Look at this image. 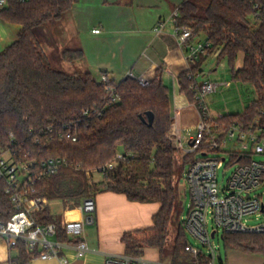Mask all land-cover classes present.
Returning <instances> with one entry per match:
<instances>
[{
  "label": "trees",
  "instance_id": "1",
  "mask_svg": "<svg viewBox=\"0 0 264 264\" xmlns=\"http://www.w3.org/2000/svg\"><path fill=\"white\" fill-rule=\"evenodd\" d=\"M78 0H7L0 18L20 25L17 38L0 51V146L10 148L17 160L62 157L59 170L36 180L33 195L65 205L96 197L104 191L125 194L129 200L160 204L153 224L125 231L121 237L125 254L140 257L147 247L164 255L172 219L177 185V148L172 132L173 112L169 89L159 71L148 85L126 76L103 82L91 72L67 73L55 69L36 29L62 18ZM264 0H185L178 8L176 24L190 25L206 34L210 43L190 69L178 75L181 91L197 102L189 74L201 73L208 55L218 51L226 58L234 80L254 85L256 98L242 113L222 114L218 120L245 125L259 119L264 123ZM66 60L84 56L82 48L66 49ZM242 58V64L237 60ZM111 85L113 91H107ZM118 96L111 101V95ZM154 117L149 122L148 112ZM71 133L76 137H67ZM194 154L183 156L184 163ZM114 163L113 167H109ZM94 171L102 179L94 180ZM96 199V198H95ZM16 208L0 182V216L9 218ZM38 223L58 225L57 239L71 241L48 206L35 214ZM230 250L260 255L264 264L263 233H225ZM189 242L183 221L177 228L171 250L175 264H205L185 249ZM10 264H30L39 252L19 242Z\"/></svg>",
  "mask_w": 264,
  "mask_h": 264
},
{
  "label": "built area",
  "instance_id": "2",
  "mask_svg": "<svg viewBox=\"0 0 264 264\" xmlns=\"http://www.w3.org/2000/svg\"><path fill=\"white\" fill-rule=\"evenodd\" d=\"M7 0H0V7ZM258 13L264 12V7L258 4ZM178 13V12H177ZM177 25V24H176ZM164 26L159 21L157 29ZM94 32H99L96 28ZM178 39L185 48L188 61L195 63L200 54L206 53L210 43L206 40L194 42V27L190 25L177 26ZM198 74H189L193 79L191 88L196 90V101L192 103L198 110L200 119L194 132L188 136L175 133V145L182 155L194 154L188 162L184 177L191 200L187 214L182 218L185 230L206 247V251L191 242L185 249L193 257L205 258V264H225L221 257L219 245L214 238L222 233H263L264 234V192L259 189L264 186V160L254 158V155H264V123L258 118L249 125L234 121L231 124L219 122L222 115H214L208 107L205 96L217 90L219 84L212 80H197ZM142 85L151 81L145 75L127 73ZM103 82L108 77H100ZM229 86L230 82H224ZM107 91H113L111 85ZM116 94L111 95V101H117ZM67 137H76L71 133ZM187 142V145L185 144ZM66 164L62 157L17 160L10 148L0 146V182L4 184L5 193L14 204L16 211L7 219L0 216V237H3L9 247L14 248L19 242L31 250H36L41 260L58 259L62 264H68L69 258L63 254L66 243L74 246L77 257H84L90 250L86 237V226L95 222L97 209L96 199L92 196L81 200L78 210L79 219H63L61 227L71 238V241L57 239L58 225L54 222L40 224L35 214L50 206L46 197L33 195V183L36 180L56 173ZM226 183L219 182L218 171L225 165H234ZM110 163L109 167H113ZM257 222L250 224V220ZM210 222L213 227L210 228ZM214 233V234H213ZM106 264H164L148 261L137 257H109Z\"/></svg>",
  "mask_w": 264,
  "mask_h": 264
},
{
  "label": "crops",
  "instance_id": "3",
  "mask_svg": "<svg viewBox=\"0 0 264 264\" xmlns=\"http://www.w3.org/2000/svg\"><path fill=\"white\" fill-rule=\"evenodd\" d=\"M184 1L78 0L62 18L39 26L37 35L52 66L67 73L91 72L99 78L103 72L109 80L120 81L129 71L136 75H145L151 80L160 71L171 99L174 117L172 132L185 137L195 131L200 115L181 91L178 81V75L191 67L176 31V15ZM159 21H163L164 26L157 29ZM96 28L100 31L94 32ZM19 29V24L0 18V51L17 38ZM203 35L195 33L192 40L204 41L206 34ZM74 48L83 49V58L66 60L63 56L64 50ZM209 57L218 60V51L209 54L205 62ZM205 62L197 80H212L219 84L218 88L223 89L221 92L228 89L234 92V100L228 102L223 114L242 113L256 96L252 98L245 93L247 85L239 83L242 81L236 80L233 83L228 79L215 80L212 77L214 73L205 78ZM241 64L242 58L238 65ZM217 71L218 68H214L213 72ZM224 82H230L229 86H225ZM216 91L205 96V101L214 115L216 111L211 105L214 103L213 95ZM95 198L97 209L93 233H89V225L86 226L90 250L84 257H77L74 246L66 243L63 254L69 258L68 264H106L109 257L128 256L121 240L123 233L152 225L153 215L160 207L157 202L131 201L125 194L113 191L101 192ZM60 202L62 205L59 207L62 209L65 204ZM49 207L61 220L81 217L78 208V216L74 214L75 217L68 218V214L72 216L69 211L64 210L59 217L56 214L58 210H54L51 204ZM162 257L157 248L147 247L144 254L137 258L175 264L171 255L169 261H162ZM30 264L62 263L58 259L41 260L36 256Z\"/></svg>",
  "mask_w": 264,
  "mask_h": 264
},
{
  "label": "rangeland",
  "instance_id": "4",
  "mask_svg": "<svg viewBox=\"0 0 264 264\" xmlns=\"http://www.w3.org/2000/svg\"><path fill=\"white\" fill-rule=\"evenodd\" d=\"M36 32H38V29H36ZM201 36H204L203 33H201ZM240 62H241V58L237 60V65ZM214 68H218L217 73L213 72ZM204 69L206 70V73L204 76L205 78L206 77L208 78L209 74L214 73L212 77L215 80L216 79L218 80L219 78H221L222 80L228 79V80H231L233 83H236L235 82L236 80L233 79V74L231 72V68L226 58H221V59L219 58L217 60V58L215 59V58L209 57L208 60L204 64ZM239 83H242V84L245 83V85H247L245 93L247 95H251L252 98H255L256 93H255L254 85L252 83L250 82H239ZM222 90L223 89H221V87L218 88V90L213 95L214 103L211 105V108H213L216 111V114L225 113L224 110L228 102L234 100L233 99V96L235 95L234 92H230L229 89L226 92H221ZM185 144L187 145V142H185ZM177 156H179L180 158L176 161V167H175V183L177 185V198L175 201L174 211H173L172 219L170 222L167 243L165 246L162 261L170 260V253H171L174 241H175L178 225L182 221V218L187 214L188 209H189L190 200H191V196L187 189V184H186L185 177H184V172H185L186 167L188 166V162L184 163L183 161L184 155H182V153L179 154L177 152ZM254 158L264 160V155L257 154V155H254ZM235 165L236 164L228 165V166L225 165L224 167L219 169L218 175H219L220 183L222 184L226 183V180L230 176ZM93 177H94V180H100L102 179V173L99 171H94ZM259 191L264 192V186L260 188ZM263 198H264V194H263ZM80 203L81 202H78L73 205L66 204L65 206H62V209H61V207H59L60 205H62L60 200H55V201H51V206L54 210L55 209L58 210L56 211V214L59 217H61L64 210H66V212L69 211L72 214V216L68 214V218H71V217L73 218L75 217L73 216L74 214L75 215L78 214L77 208ZM256 222H257L256 219L250 220V224H253ZM212 227H213V224L212 222H210V228L212 229ZM88 229H89V233H93L94 224H90L88 226ZM187 234H188L189 242L197 246H201L206 251V247H203L201 242H199L190 233H187ZM214 241L217 245H219L221 257L225 261L226 264H262L263 258L260 255H253V254L242 252L240 250L228 249L225 245L224 237H222L221 232L219 235H217L214 238ZM14 254H16V249L9 247L5 239L3 237H0V264H10L9 259ZM217 261H218V264H220L219 259Z\"/></svg>",
  "mask_w": 264,
  "mask_h": 264
},
{
  "label": "water",
  "instance_id": "5",
  "mask_svg": "<svg viewBox=\"0 0 264 264\" xmlns=\"http://www.w3.org/2000/svg\"><path fill=\"white\" fill-rule=\"evenodd\" d=\"M149 122L151 123L154 117V113L152 111L148 112ZM214 234V233H213Z\"/></svg>",
  "mask_w": 264,
  "mask_h": 264
}]
</instances>
